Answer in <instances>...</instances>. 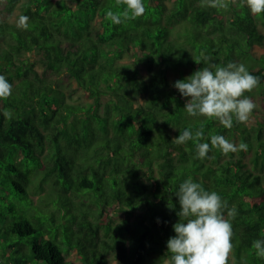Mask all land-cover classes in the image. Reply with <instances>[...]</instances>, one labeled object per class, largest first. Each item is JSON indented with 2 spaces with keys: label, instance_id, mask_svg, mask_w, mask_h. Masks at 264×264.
Returning <instances> with one entry per match:
<instances>
[{
  "label": "trees",
  "instance_id": "obj_1",
  "mask_svg": "<svg viewBox=\"0 0 264 264\" xmlns=\"http://www.w3.org/2000/svg\"><path fill=\"white\" fill-rule=\"evenodd\" d=\"M225 2L143 0L142 16L115 25L116 0H0V75L12 85L0 99V264H165L189 178L237 210L229 264H264L252 246L264 239V13ZM201 54L260 78L247 122L187 114L174 83ZM79 90L85 103L72 101ZM201 127V140L175 143ZM213 135L247 151L225 155Z\"/></svg>",
  "mask_w": 264,
  "mask_h": 264
},
{
  "label": "clouds",
  "instance_id": "obj_2",
  "mask_svg": "<svg viewBox=\"0 0 264 264\" xmlns=\"http://www.w3.org/2000/svg\"><path fill=\"white\" fill-rule=\"evenodd\" d=\"M117 5L126 8L122 12H106V19L115 25L126 23L142 16L145 12L143 0H116ZM254 15L264 13V0H244ZM202 6L227 9L225 0H202ZM29 17L21 15L17 26L27 29ZM202 55L203 67L182 80H177L174 87L182 97H188L184 109L189 116L215 118L226 129L233 127V116L238 122H247L257 107L253 100L245 95L260 82V78L251 74L244 64L229 62L216 66L210 56ZM12 94V85L4 75H0V99H7ZM5 117L11 119L12 112L4 110ZM204 130L201 127L193 133L183 130L175 143L184 144L189 140H201ZM211 147H218L223 154L247 151V144L230 142L223 135L211 136ZM197 156L207 157L209 143H197ZM176 197L179 202L178 222L173 225L174 236L167 240V253L170 260L165 264H229L233 250V229L231 220L238 214L235 206L229 207L226 200L215 191H207L201 183L191 178L180 185ZM227 214V218L225 216ZM256 255L264 258V239L253 241Z\"/></svg>",
  "mask_w": 264,
  "mask_h": 264
},
{
  "label": "rangeland",
  "instance_id": "obj_3",
  "mask_svg": "<svg viewBox=\"0 0 264 264\" xmlns=\"http://www.w3.org/2000/svg\"><path fill=\"white\" fill-rule=\"evenodd\" d=\"M18 13V11L17 10H15V13L12 15V17L10 18L11 20H13V19H16V14ZM172 76H173V74H172ZM171 76V77H172ZM89 100V98H87L80 90L79 91H77V93L76 94H74V96H73V98H72V101L73 102H76V103H85L86 101H88ZM146 182V184L148 185V186H150L151 185V181L150 180H146L145 181ZM120 218L117 216L116 218H115V221H117V220H119ZM72 257H73V255H72Z\"/></svg>",
  "mask_w": 264,
  "mask_h": 264
}]
</instances>
